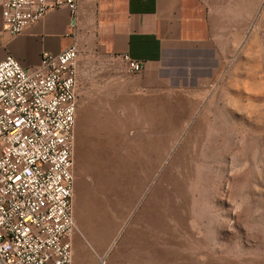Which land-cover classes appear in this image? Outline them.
Instances as JSON below:
<instances>
[{
  "label": "rangeland",
  "instance_id": "obj_1",
  "mask_svg": "<svg viewBox=\"0 0 264 264\" xmlns=\"http://www.w3.org/2000/svg\"><path fill=\"white\" fill-rule=\"evenodd\" d=\"M206 16L165 73L131 75L102 46L79 52L76 172L104 164L120 229L145 182V246L123 236L106 264H264V0H214ZM141 102L145 126L129 122Z\"/></svg>",
  "mask_w": 264,
  "mask_h": 264
},
{
  "label": "built area",
  "instance_id": "obj_2",
  "mask_svg": "<svg viewBox=\"0 0 264 264\" xmlns=\"http://www.w3.org/2000/svg\"><path fill=\"white\" fill-rule=\"evenodd\" d=\"M78 0H4L12 36ZM73 45L45 53L33 71L13 57L0 63V264H72L77 59ZM131 75L143 70L130 55Z\"/></svg>",
  "mask_w": 264,
  "mask_h": 264
},
{
  "label": "crops",
  "instance_id": "obj_3",
  "mask_svg": "<svg viewBox=\"0 0 264 264\" xmlns=\"http://www.w3.org/2000/svg\"><path fill=\"white\" fill-rule=\"evenodd\" d=\"M3 2L0 0V63L11 56L24 69L33 71L45 53L58 55L73 45L79 52L102 46L110 54L122 58L127 54L142 62L144 75H150V71L165 73L156 69L165 61L187 60L176 54L191 45V36L195 35L194 23L206 21V14L212 13L214 5V0H78L75 14L67 8L54 10L22 34L12 36L3 28ZM142 87L141 91L145 92V84ZM78 93L79 82L77 117ZM133 108L140 110L142 115L131 118L129 122L145 126V102ZM111 123L127 122L123 117H114ZM141 133L145 148V128ZM103 166L102 162L94 161L79 166L76 172L74 159L72 264H106L108 256H114L112 253L118 249L123 236L128 240L133 238L135 245L145 246V182L142 189L133 190L132 213L125 225L127 228L120 229L122 224L119 223L122 222L118 218L117 223L111 221L107 214V201L103 200L110 197L102 188L107 175ZM121 191L119 188L117 206L121 204ZM92 200L99 204H96V211L89 210ZM111 228L115 230L111 231ZM138 238H143V242ZM133 249L135 254L145 253V248Z\"/></svg>",
  "mask_w": 264,
  "mask_h": 264
}]
</instances>
